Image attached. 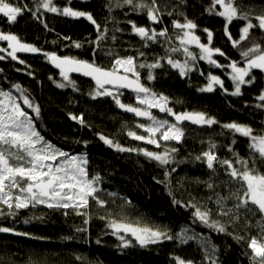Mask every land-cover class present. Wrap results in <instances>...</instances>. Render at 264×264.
Wrapping results in <instances>:
<instances>
[{"label": "trees", "instance_id": "obj_1", "mask_svg": "<svg viewBox=\"0 0 264 264\" xmlns=\"http://www.w3.org/2000/svg\"><path fill=\"white\" fill-rule=\"evenodd\" d=\"M24 2L30 7L33 6L32 0H24ZM54 2L61 7L65 4V0H54ZM252 2L257 8L264 6V0H252ZM104 3L105 0H90L87 4L73 0L72 6L90 11L103 26L105 17L109 16L108 10L103 7ZM161 3L169 4V10L172 7L177 8L172 16L165 15L163 18L164 26L168 28L170 35L174 36L178 31L172 27V20L183 21V17L178 15V12L182 11L184 16L199 25L196 33L206 36L201 30L205 27L212 30L213 45L220 47L230 60L239 61L243 66L240 50L232 47L223 35V18L210 16L205 11L209 0H184V2L161 0ZM111 17L112 19L107 22L109 38L101 42L96 49L95 57H93V48L87 41L95 40L97 33L90 22L84 19L73 20L43 12L44 23L25 14L19 17L15 24L8 25L6 19L0 17V30L11 31L20 36L22 42L30 43L42 50L35 54H17L28 67L11 59L0 61V69H3L0 71V89L12 91L14 95L19 96L13 87L19 83L27 90L30 99L41 106V118L36 124L41 134L64 151L87 155L89 177L100 176L101 179L97 184L100 190L98 195L107 202L106 207H101L90 201L89 216L77 215L72 209H68V214L65 215L63 209L29 206L19 210L15 217H0V226L12 227L16 232L29 234L21 236L14 233H0V264H28L30 258L38 261L39 264H173L174 256L192 259L196 264H200L204 258L203 249L196 240H191L187 244H180L175 240L164 241L160 244L140 247L130 235L120 233L119 235H127L129 239H133V246L123 248L118 235L113 234V230L108 227L109 220L100 219L102 216L109 219L125 217L129 221H139L149 227L168 229L173 235L178 234L181 229H188L189 235L210 237L212 242L219 246L218 255L221 264H250L249 258L242 255L244 246L201 223L195 217V209L191 205L211 208L215 217L217 206L214 203V192L203 183L212 176L211 170L205 163L195 160L196 155L208 149L209 141L217 145L215 151L221 158H232V154L228 151L229 145L241 156H247L249 153L248 139L224 128V124L236 122L250 126L254 134H264V107H261L264 101L258 99L264 90V73L254 70L255 83L242 86L243 95L232 96L216 86H214L216 90L211 93L199 91V88L208 83L205 78H208L211 69L207 61L198 59L194 69L185 77H181L177 69L171 68L164 61L165 66L154 71L156 79L153 81H147L148 70L141 69L142 82L153 91L167 96L168 107L174 112H203L219 123L202 126L188 121L183 122L182 143L161 141V146L157 147L144 141H137L127 135L128 131L147 135L137 125L147 124L149 121H139L135 117L121 113L112 97L101 96L93 99L89 93L96 85L91 80L70 75V79L75 81L76 88L71 86L58 88L56 84L65 81L59 72L50 67L48 58L43 54L56 52L61 56L69 55L89 61L95 59L98 65L105 68L110 67L116 54L135 55L137 49L147 53L146 59L149 63L164 55V48L159 45L153 44L150 48H143L140 38L132 32L131 25L127 23L131 20L138 26H146L150 22L145 15L134 13L130 8L124 7L115 8L111 12ZM44 24H47V28ZM243 24L242 21H233L229 26L234 38H238ZM114 27L123 29L115 32L117 37L115 41L111 39ZM252 35L258 36L259 32L253 30ZM64 37H71V41L65 40ZM73 41L84 42L85 46L77 49L71 46ZM171 43L180 47L177 39L173 38ZM246 45L247 41L243 42L240 48ZM0 47H6V42H0ZM191 51L199 52L193 47ZM108 52L113 55H108ZM172 55L181 62L185 58L182 51ZM144 59V57L140 58L141 61ZM215 59L222 64L229 62L219 56H215ZM18 68L21 71H17ZM218 71L229 93L234 91L228 76L229 69L225 71L218 69ZM28 72H32L33 75L30 76ZM201 72L204 74L201 75ZM118 98L126 104L135 105L136 102L131 93H123ZM81 113L88 127L70 118V114L79 116ZM161 117L175 122L174 117L167 113ZM101 134L124 148H143L163 152L165 148L176 147L179 151L174 154V162L162 166L138 151H118L100 140ZM233 140L235 144H232ZM85 141L88 142L86 145ZM173 169L176 170L172 171ZM212 179L218 185L215 191L225 194L226 189L222 181L227 180L228 177L224 171L218 168ZM109 193H115L116 196H111ZM209 196L213 197L211 201L208 199ZM126 201L131 203L128 204ZM86 219L87 224L84 223ZM77 228H87V232H77ZM229 230L231 231L232 227ZM69 236L74 238L65 239ZM97 239L101 241L99 244L96 243ZM77 257L81 259L77 260Z\"/></svg>", "mask_w": 264, "mask_h": 264}, {"label": "snow or ice", "instance_id": "obj_2", "mask_svg": "<svg viewBox=\"0 0 264 264\" xmlns=\"http://www.w3.org/2000/svg\"><path fill=\"white\" fill-rule=\"evenodd\" d=\"M89 2L90 0H80L82 4ZM72 3L73 0H65L64 6L61 7L54 0H32L33 6L30 7L24 0H0V17L6 19L8 25L15 24L18 18L25 14L44 23L43 12L73 20L84 19L90 22L97 33L95 40L87 41L92 46L93 57H95L96 49L101 42L109 38L107 22L112 19L111 12L115 8L128 7L134 13L145 15L150 22L146 26H138L131 20L127 23L131 25L132 32L140 38L143 48H150L153 44L164 48V55L150 63L146 59L147 53L139 49L136 50L135 55L119 56L116 54L108 68L98 65L95 59L89 61L69 55L61 56L56 52L43 53L50 63L59 69V75L66 82H58L56 84L58 88L64 89L69 86L76 88L75 81L70 79V74L80 73L94 80L96 87L89 93L93 99L101 96L112 97L119 108L150 121L148 124L137 125L147 135L128 131L127 135L137 141H144L157 147L161 146V141L182 143L184 129L181 125L183 122L188 121L202 126L219 123L215 118L208 117L203 112H174L168 107L167 96L153 91L151 87L142 82L141 69H147L146 79L153 81L156 79L154 71L163 68L165 66L163 62L166 61L167 65L178 70L181 77H185L194 69L198 59L204 60L217 69L231 70L228 75L234 91L229 93L224 79L211 72L208 74V83L199 88V91L211 93L219 87L232 96L243 95L242 86L255 83L254 70L264 73V43H262L264 42V6L257 8L252 0H247V2L245 0H209L205 8L208 15L223 18V35L232 47L240 50L243 66L239 61L230 60L220 47L213 45L214 33L207 27L201 30L206 34V42H202L201 36L196 34L199 25L184 16L182 11H179L178 15L183 17V21L181 19L172 20V27L178 31L174 33V36L170 35L168 28L164 26L163 18L165 15L172 16L177 8L172 7L169 10V4H162L161 0H105L103 7L108 10L109 16L105 17L103 26L90 11L74 8ZM233 21L244 22L239 30L238 38H234L229 30ZM44 26L47 28V24ZM253 30H257L259 35L253 36ZM118 31H123V29L113 28L111 36L113 41L117 39L115 32ZM173 38L179 40L180 47L172 45ZM64 39L71 41V37H64ZM245 41L247 45L240 48ZM0 42H6V47H0V53H4L0 55V61L11 59L21 65H26V62L18 57V53L35 54L42 51L39 47L22 42L21 37L11 31L0 30ZM189 45H195L199 52L191 51ZM71 46L79 49L85 44L73 41ZM181 51L185 57L183 62L172 55ZM107 54L113 55L111 52ZM214 56L223 57L229 62L222 64L218 59H214ZM141 57L145 59L141 61ZM16 70L21 71L19 68ZM28 74L33 75L32 72ZM203 74L201 72V75ZM13 87L19 96L14 95L12 91L0 89V217H15L19 210L37 205H44L49 209H63L65 215L68 214V209H72L80 216H89L90 201L106 207L107 202L98 195L100 190L97 184L101 178L99 175L89 177L86 156L71 154L46 140L36 126L41 118V106L30 99L27 90L19 83ZM114 89L117 91L114 92ZM119 89H130L136 93L138 104L145 107L122 103L118 97L123 93L119 92ZM258 99L264 101V90ZM153 108L174 117L175 122L158 119L151 112ZM70 118L88 127L83 113L79 116L70 114ZM223 127L247 138L249 153L247 156H241L229 145L228 151L232 154V158H221L215 151L217 145L209 141L208 149L196 155L195 160L205 163L211 170L212 176L203 183L214 192V203L217 206L215 217L211 208H202L197 204H192L191 207L195 209L194 215L201 223L244 246L242 255L249 258L250 264H264V134H254L250 126L236 122L224 124ZM99 138L118 151H138L162 166L174 162V154L179 151L176 147L165 148L163 152L143 148H124L102 134ZM84 143L86 145L88 142ZM232 144H235V140ZM218 168L222 169L228 177L227 180L222 181L226 189L225 194L215 191L218 185L212 178L216 175ZM166 175H171V173H166ZM109 195L116 196L115 193H109ZM208 199L211 201L213 197L209 196ZM126 203L131 202L126 201ZM174 203L179 204L180 202L174 201ZM216 217L227 219L221 220ZM100 219L109 220L108 227L113 230V234L118 235L123 248L133 246V239H129L127 235H119L120 233L130 235L140 247L156 245L164 241L175 240L180 244H187L191 240H196L204 252V258L200 264H221L218 255L220 248L212 242L210 237L198 234L189 235L188 229H181L178 234L173 235L168 229L149 227L139 221H129L125 217L109 219V217L102 216ZM253 220H255L254 223ZM84 223L87 224L88 220L86 219ZM230 227H232L231 231ZM76 231L87 232V228H77ZM0 233L29 235L16 232L14 228L7 226H0ZM33 238L41 239L40 237ZM73 238L69 236L65 239ZM100 242L97 239L96 243ZM80 259L81 257H77V260ZM172 259L173 264H196V261L181 256H174ZM28 264H39V262L30 258Z\"/></svg>", "mask_w": 264, "mask_h": 264}, {"label": "water", "instance_id": "obj_3", "mask_svg": "<svg viewBox=\"0 0 264 264\" xmlns=\"http://www.w3.org/2000/svg\"><path fill=\"white\" fill-rule=\"evenodd\" d=\"M48 62H49L50 67H51L53 70L59 72V69H56V68L54 67V65H52V64L50 63L49 60H48ZM70 75H74V76H78V77H82V78H85V79L91 80V81L95 84L94 80H92L90 77H86V76H84V75H82V74H80V73H71ZM108 87H111V86H108ZM114 90H115V89H114ZM118 91H120V92H122V93H131V94H133V95H136V93L132 92L130 89H119ZM121 102L124 103L123 101H121ZM125 104H126V103H125ZM117 107H118V105H117ZM118 110H119L121 113H123V114H127V115H129V116L135 117V118H136L137 120H139V121H148V120H147L146 118H144V117H136L134 114H132V113H128V112H126L125 110H123V109H121V108H119V107H118Z\"/></svg>", "mask_w": 264, "mask_h": 264}, {"label": "rangeland", "instance_id": "obj_4", "mask_svg": "<svg viewBox=\"0 0 264 264\" xmlns=\"http://www.w3.org/2000/svg\"><path fill=\"white\" fill-rule=\"evenodd\" d=\"M191 48H192V46L191 45H189V49L191 50ZM225 70H228V69H224V71ZM229 71H231L230 69H229ZM230 73V72H229ZM228 73V74H229ZM229 76V75H228ZM114 92L115 91H117V90H113ZM120 92V91H119ZM134 97H135V100H136V95H134ZM135 105L136 106H140V107H145L144 105H139L138 104V101L136 100V102H135ZM156 111V112H153V111ZM151 112H152V114L153 115H155L158 119H165V118H163V117H161V115H163V114H165V113H163V112H160L158 109H156V108H153V109H151ZM166 120H169L168 118H166ZM170 121V120H169ZM170 122H172V121H170ZM148 123H150V121L148 122ZM147 123V124H148ZM70 153V152H69ZM71 154H75V155H85L86 156V158H87V155L85 154V153H71ZM87 167V166H86ZM37 206H44V205H37ZM2 207H6V206H2Z\"/></svg>", "mask_w": 264, "mask_h": 264}, {"label": "flooded vegetation", "instance_id": "obj_5", "mask_svg": "<svg viewBox=\"0 0 264 264\" xmlns=\"http://www.w3.org/2000/svg\"><path fill=\"white\" fill-rule=\"evenodd\" d=\"M197 35H200L201 36V41L202 42H206V36L205 35H203L202 33H199V32H197L196 33ZM193 48H195L196 50H198L199 51V49L195 46V45H191ZM214 59H215V56H214ZM204 61V60H203ZM208 64V63H207ZM207 67V66H206ZM208 67L211 69V73L212 74H214V75H218V76H220L221 78H222V76L219 74V71H218V69L217 68H215L214 66H212V65H209L208 64ZM208 77V76H207ZM223 79V78H222ZM205 80L206 81H208V78H205Z\"/></svg>", "mask_w": 264, "mask_h": 264}]
</instances>
